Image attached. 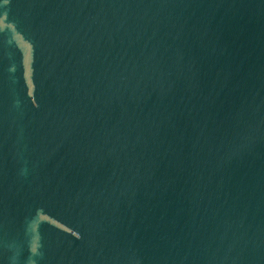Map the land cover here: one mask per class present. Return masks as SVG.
Segmentation results:
<instances>
[{
    "label": "water",
    "instance_id": "1",
    "mask_svg": "<svg viewBox=\"0 0 264 264\" xmlns=\"http://www.w3.org/2000/svg\"><path fill=\"white\" fill-rule=\"evenodd\" d=\"M0 264H264V0H0Z\"/></svg>",
    "mask_w": 264,
    "mask_h": 264
}]
</instances>
